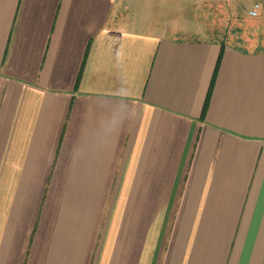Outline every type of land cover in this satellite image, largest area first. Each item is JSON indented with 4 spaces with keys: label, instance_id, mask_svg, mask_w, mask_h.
Here are the masks:
<instances>
[{
    "label": "crops",
    "instance_id": "1",
    "mask_svg": "<svg viewBox=\"0 0 264 264\" xmlns=\"http://www.w3.org/2000/svg\"><path fill=\"white\" fill-rule=\"evenodd\" d=\"M190 1L0 0V264H264V32Z\"/></svg>",
    "mask_w": 264,
    "mask_h": 264
},
{
    "label": "rangeland",
    "instance_id": "2",
    "mask_svg": "<svg viewBox=\"0 0 264 264\" xmlns=\"http://www.w3.org/2000/svg\"><path fill=\"white\" fill-rule=\"evenodd\" d=\"M190 2L191 31L181 34L179 36L181 39L218 40L233 44L239 42L240 46H248L249 30L262 29L263 31L259 32H264V17L259 15V18H251L246 7L241 4V0H237L234 6H231V0H191ZM239 4L243 7L240 8ZM175 17L173 13L167 17L162 16L157 20L158 25L165 27L172 25L173 19H177ZM233 28L241 31V34H234ZM261 43H264L263 36Z\"/></svg>",
    "mask_w": 264,
    "mask_h": 264
},
{
    "label": "built area",
    "instance_id": "3",
    "mask_svg": "<svg viewBox=\"0 0 264 264\" xmlns=\"http://www.w3.org/2000/svg\"><path fill=\"white\" fill-rule=\"evenodd\" d=\"M260 9H261V5L259 3L254 4V6L248 12L249 16L251 18H257L259 16Z\"/></svg>",
    "mask_w": 264,
    "mask_h": 264
},
{
    "label": "trees",
    "instance_id": "4",
    "mask_svg": "<svg viewBox=\"0 0 264 264\" xmlns=\"http://www.w3.org/2000/svg\"><path fill=\"white\" fill-rule=\"evenodd\" d=\"M223 49H224V45H222V51H223ZM221 56H222V55H221ZM221 56H220V59H219V61H218V66H217V68L219 67V64H220V61H221ZM80 78H81V75H80V77H79V80H80ZM210 96H211V90H210V92H209L208 98H207V100H206V103H205V106H204V109H203V117H202L203 120L205 119V116H206V113H207V110H208L209 101H210Z\"/></svg>",
    "mask_w": 264,
    "mask_h": 264
}]
</instances>
